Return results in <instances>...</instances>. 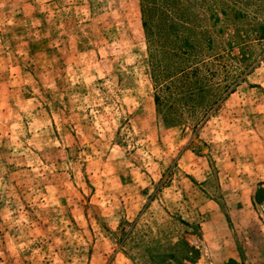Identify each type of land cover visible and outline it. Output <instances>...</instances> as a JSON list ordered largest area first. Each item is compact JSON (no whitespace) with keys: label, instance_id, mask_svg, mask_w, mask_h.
Instances as JSON below:
<instances>
[{"label":"rangeland","instance_id":"obj_1","mask_svg":"<svg viewBox=\"0 0 264 264\" xmlns=\"http://www.w3.org/2000/svg\"><path fill=\"white\" fill-rule=\"evenodd\" d=\"M163 1L0 0V264H264V0Z\"/></svg>","mask_w":264,"mask_h":264},{"label":"trees","instance_id":"obj_2","mask_svg":"<svg viewBox=\"0 0 264 264\" xmlns=\"http://www.w3.org/2000/svg\"><path fill=\"white\" fill-rule=\"evenodd\" d=\"M164 3L167 4V7L169 6V10L172 14V16H175L177 18V20H179L181 17H190L191 12H185V14L182 15L183 12V7L182 6H175V4H181L180 0H164ZM145 11V8H144ZM160 11V13L164 12V10H162V8L160 7V4H155L154 2L152 4H147V8H146V24L147 22L149 23L150 20H152V22H155L157 20V18H154L153 16H157V14H155V12ZM169 12V13H170ZM161 17V14H160ZM176 18H172L173 21L176 20ZM186 24H184L186 27L181 26V24L176 25L178 28H180L181 31L183 32H188L189 31V26L187 27V25L189 23L185 22Z\"/></svg>","mask_w":264,"mask_h":264}]
</instances>
